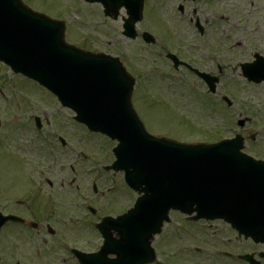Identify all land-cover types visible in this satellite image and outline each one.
<instances>
[{
    "label": "rangeland",
    "instance_id": "1",
    "mask_svg": "<svg viewBox=\"0 0 264 264\" xmlns=\"http://www.w3.org/2000/svg\"><path fill=\"white\" fill-rule=\"evenodd\" d=\"M52 1L57 5L68 4L64 0ZM24 2L31 7V0ZM47 4L55 8L50 2ZM63 5L60 7V17L65 16L70 26L68 40L86 50L117 54L121 60L127 61L125 63L138 78L134 105L149 132L194 143L214 142L240 134L243 138H259V147L251 146L247 142V152L255 158H258L256 154L259 150L264 155V88L249 85L241 75L233 74L224 85L227 89L225 95L233 102V106L228 108L224 103L216 106L215 98L212 97L213 103L208 102L202 91L198 92L197 85L193 82V86L189 81L192 80L190 77H181L178 81L171 76L165 77V81L162 77L149 80L147 74L158 70L162 61L158 62L156 56L154 58L144 52L143 47L136 42L129 44L126 49L120 44L113 49L107 43L108 24L100 20L89 22L90 25L84 23L90 15L98 18L102 16L99 6H88L83 0H71L68 6ZM56 10H53L55 14ZM157 32L161 33L160 30ZM166 33L170 36L167 38L169 47L174 48L176 45L184 48L164 28V37ZM75 34L80 37L77 38ZM170 42H174V46ZM129 51L132 58H125ZM235 59L233 56L228 57L227 62L230 64ZM0 89L4 91L0 90V139L54 137L69 138L67 142L70 143L63 151L59 150L56 159H52L54 163H50L48 169L52 172L50 178L57 182L56 190H52V193L60 192L54 204L64 205L59 207L62 213L51 220V227L56 235L50 236L46 230L40 234L32 232L30 247L24 243L26 241L20 239L17 230L8 229L5 233H0V264H78L59 246V238L70 242L73 245L70 248L77 247L84 252L99 249L102 240L88 227H83L78 233L70 231L69 226L74 220L80 226L81 222L84 225L94 224L105 216H119L132 208L137 198L124 183L123 173L104 171L115 160L112 153L116 143L103 136L91 134L85 127L78 125L73 120L74 113L64 109L54 98L48 97L49 94L39 84L20 75H13L2 64ZM193 89L197 93H193ZM8 98L10 104L5 103ZM26 98H31V106H36L27 109L24 101ZM35 118H39L43 125L44 129L41 131L36 129ZM248 119L250 123L246 122L243 128L237 125L239 120ZM7 170L13 174L12 168ZM95 184L98 187L97 193H94ZM75 202L80 203L78 207L81 206L77 214L72 207ZM89 206L96 208V215L88 212ZM0 210L5 213L2 207ZM70 217L72 221H69ZM171 219L170 225L165 227L162 235L153 243L158 256L155 264H246L239 262L233 255H257L264 251V248L239 238L236 232L222 222L187 224L183 216L175 213L171 214ZM37 249L39 258L36 255ZM48 249H51L49 253ZM225 252L232 253V257H226Z\"/></svg>",
    "mask_w": 264,
    "mask_h": 264
},
{
    "label": "water",
    "instance_id": "2",
    "mask_svg": "<svg viewBox=\"0 0 264 264\" xmlns=\"http://www.w3.org/2000/svg\"><path fill=\"white\" fill-rule=\"evenodd\" d=\"M22 1L0 0V62L48 88L92 132L118 140L113 168L144 193L126 215L99 225L106 241L90 257L99 260L94 264H106L109 254L117 256L109 264L153 262L151 241L173 208L196 213L194 220L224 219L264 243V164L241 154L243 139L190 145L151 135L133 108L134 80L120 62L69 46L64 23Z\"/></svg>",
    "mask_w": 264,
    "mask_h": 264
},
{
    "label": "flooded vegetation",
    "instance_id": "3",
    "mask_svg": "<svg viewBox=\"0 0 264 264\" xmlns=\"http://www.w3.org/2000/svg\"><path fill=\"white\" fill-rule=\"evenodd\" d=\"M138 1L110 0L107 43L113 49L117 44L126 49L129 44L136 42L143 47L144 52L154 58L156 56L158 62L162 61V66L152 74H147V79L190 77L192 80L189 81L193 86L197 85L198 92L205 93L204 97L211 103L213 100L210 96L214 97L217 106L226 103L224 85L227 79L236 73L242 75L245 64H255L253 74L264 77V0H141L142 19L134 26L137 36L126 38L125 23L136 18ZM48 2L55 8L49 6ZM31 5L37 11L54 15L55 18L62 15L60 7L63 4L57 5L52 0H31ZM99 7L103 11L102 6ZM54 9H57V14L53 12ZM164 28L184 48L176 45L174 48L169 47L167 38L170 36L166 33L164 37ZM146 33L155 36V44H147L144 37ZM170 44L174 46V42ZM115 56L120 57L117 54ZM225 56L236 59L229 64ZM127 57L132 58L130 51ZM175 61L178 62L177 66ZM204 78L219 80L216 94L209 92V82ZM253 86L263 89L264 80L254 82ZM41 126L40 130L44 129ZM68 139H0V207L6 215H14L22 220L6 223L0 233L8 229L17 230L20 239L27 244L32 242V232L46 230L50 234L51 220L62 213L59 208L62 204H54L60 192L52 193V190H56L57 182L50 178L52 172L48 169L59 150L63 151L69 146ZM9 168H12L13 174L9 173Z\"/></svg>",
    "mask_w": 264,
    "mask_h": 264
}]
</instances>
